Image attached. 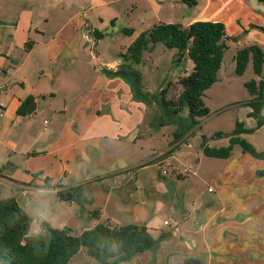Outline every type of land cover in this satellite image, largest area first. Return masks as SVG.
I'll return each instance as SVG.
<instances>
[{
  "label": "crops",
  "instance_id": "obj_1",
  "mask_svg": "<svg viewBox=\"0 0 264 264\" xmlns=\"http://www.w3.org/2000/svg\"><path fill=\"white\" fill-rule=\"evenodd\" d=\"M129 1H132L133 9L144 6L151 11L150 18L142 23L141 30L147 27L143 31L160 22L183 26L197 20L223 22L228 48L229 42L235 38L239 39L237 44L240 48L250 45V36L254 37V33L245 34L246 29L250 26L264 27L263 0ZM116 2L118 0H0L2 138L15 122L25 119L24 129L13 128V131L30 140L28 148L21 152L25 173L16 175L12 169L4 170L0 175L2 196H16L19 205L27 212L33 197L38 194L47 197L54 193L56 202L69 204L68 217L58 228H64L71 234H79L99 222L118 226L146 225L154 236L168 234L155 251L148 249L121 264H151L154 261L155 264H187L193 259L204 264H264V176L256 173L264 168V164L250 161L252 165L248 172L239 162L221 165L210 161L214 179L212 182L203 179L209 184L205 192L188 200L190 192L185 190L181 196L178 195L174 181L172 183L162 174L168 173L162 166L170 159V156L160 158L164 151L158 153L152 148L154 151L151 149L150 156L143 159L142 154L130 147L133 151L129 164L120 165L125 148L130 143L137 145L136 139L143 136L139 132L144 127L147 105L142 94L137 93L135 83L139 81L142 92L151 89L144 91V71L134 65L142 64L143 56L141 62L134 63L124 55L127 46L121 53H114L124 57L108 59L102 66L112 76L101 78L93 67V60L99 59L100 55L96 51L95 36H104L94 27L95 12ZM98 20L106 22L101 16ZM252 39L264 48V40L260 37ZM59 61L57 69L55 64ZM172 66H175L174 70L167 67L170 73L159 82L156 90H161L168 81L188 74L193 62L184 56ZM74 72L80 75H76L80 79L73 86L79 87L77 94L81 93L82 97L79 100H74L73 95L65 91L72 87L65 77ZM95 80L108 83L102 84L104 97L100 99L105 98L106 91L108 98L97 108H93V103L88 100ZM10 82L12 93L8 89ZM57 90L62 96L63 115L69 104L76 102L73 118L59 135L53 122L51 127L41 125L32 129L30 124L40 103L57 100ZM30 96L34 97L35 109L30 114H18L19 106ZM51 114L53 118L58 117L56 109ZM48 123L44 119V124ZM151 127L157 130L156 125ZM51 134L58 135L53 143L48 139ZM182 139L183 136L174 146ZM10 144L16 145L15 142ZM38 144L43 146L34 149ZM201 154L205 155L204 152ZM107 155L111 162L97 171L115 170L90 178V157ZM43 156L46 159L36 167L35 160ZM137 167L139 169L133 171L134 178L131 176L121 185L110 183L107 174L111 171L120 173ZM158 167L161 174L153 175L151 168ZM201 167L202 160L198 159V171L185 166L187 174L179 172L178 176L188 179L189 173L198 174ZM37 171L41 175L34 177ZM67 175H74V182L63 186L61 179ZM247 177L250 181L246 180ZM74 186L80 187V191L74 192L72 200L59 198L58 191H72ZM95 207H101V211L98 213ZM40 230V227L31 228L34 233Z\"/></svg>",
  "mask_w": 264,
  "mask_h": 264
},
{
  "label": "rangeland",
  "instance_id": "obj_2",
  "mask_svg": "<svg viewBox=\"0 0 264 264\" xmlns=\"http://www.w3.org/2000/svg\"><path fill=\"white\" fill-rule=\"evenodd\" d=\"M254 1L262 2V0ZM262 5L264 6L263 3ZM95 15L96 24H94V27L97 30L96 32L103 34L104 36H95V43L97 44L96 51H98L100 55L98 54L99 59L93 60L95 65L93 67H95L96 73L99 74L101 78H105V75L108 77L112 76L106 67H102L105 64V61L108 59L111 60L113 57L118 59L120 56L124 57V55L127 54V52H125L124 55L117 56L114 53H121L124 46H127L128 48L136 40L138 34L147 28L145 27L141 30L143 28L142 23H145L147 19L150 18L151 11L144 6H139L138 8L133 9L132 1L118 0L116 3L105 6L103 10H96ZM98 16H101L106 22H100ZM262 17H264V11ZM149 28H151V26L148 27V29ZM249 32L250 34L254 33V37L250 36V40H252L250 45L257 44L256 41H254L255 39L252 38L257 39L260 37L261 40H264V27L252 28V26H250L246 29L245 34H248ZM238 40L239 39L235 38V40L229 42V48L224 53L222 66L218 71V80L205 91L203 96V101L207 106L209 113L205 116H198V123L192 125L189 109L185 106L179 113V120L157 127L156 130L151 126H155L159 122L157 115L159 114L160 109L156 105H149L146 103V119L144 120L142 132L141 130L139 132V134L143 136L142 138L136 139V141L138 140L137 145L130 143V145L125 148L126 151L124 156H122L123 163L120 165L125 166L126 164H129L130 156H132L131 151H133L131 148L136 149L138 153L142 154L141 157H143V159L148 158L150 156L149 154L152 153L154 149H156L158 153L164 151L160 158L170 156V159L162 166V168L168 170V173L162 174L165 175L166 179H171L172 183L174 181L176 193L178 195L181 196L185 190H188L191 194L187 197L186 200H188L191 197H197L201 195L202 192H205L209 184L204 182L203 179L208 182H212L214 179L212 177L213 171L210 170V161L217 162L221 165L225 163L239 162L238 164L243 165L248 172L250 171V165H252V162L250 161L264 164V161L254 158L248 152H245L239 144L233 146L232 153L228 158H215L201 154L203 153L201 152V148H203V141L205 139L207 144L212 147L229 145L230 137L228 135L235 130L237 121L241 122L246 130L241 136L250 142L257 150H264V101L261 103L258 111L252 115L254 108L249 102L254 100L256 94L251 93L246 86V82L252 80H255L256 83L259 84L260 80L264 79V74L259 75L254 72L251 59L249 60L243 74L240 75L236 73L235 55L237 50L241 49L239 44H237ZM110 54L113 56H110ZM132 61L134 62L133 59ZM177 62L176 49L168 48L163 43H157L156 46H153L152 50H145L143 52L142 64H134L138 69L144 71V91H146V88H150V93L158 92L156 89L159 87V82L170 73L167 67L169 66V69L171 68L170 71H172L175 68V66L172 65H175ZM60 63L61 62L59 61L55 64L57 69L60 67ZM74 74L66 75L65 78H67L68 83L72 87L65 89V91L70 92L73 95V98H75L74 100H79L80 98L82 99L80 95L81 93L77 94L79 87L73 86L75 82H78L80 79H77L76 75L79 77L80 75L75 72ZM172 81L175 82L177 80ZM102 84L107 85L108 83H99L95 80L93 90L89 91L90 95L88 100L93 103V108L101 106L102 102L108 98V92L106 91L105 98L103 100L100 99L104 97ZM56 86L58 87V85ZM11 87L12 83L10 82L8 84L10 93H12L13 89ZM180 91L181 87L178 84H173L170 86L167 96L169 98H175ZM57 92V100L53 99L47 103H40L37 115L34 116L30 124L32 129H38L41 125L51 127V123L53 122L57 127L56 133L59 135L66 123L71 121L76 108V102L70 103L68 106L69 109L66 111V114L63 115L62 110L64 109V106L61 99L62 96L60 95L61 93L59 90H57ZM144 102L146 101L144 100ZM55 109L58 111L57 118H53L51 114ZM44 119H47L49 123L44 124ZM25 121L26 120L23 119L21 122H15L3 138L2 132L4 127L0 128V167L5 165L4 170L11 171L13 169V171L16 172V175L25 173L22 166L23 156L21 152H24L28 148L30 140L27 137H23L22 134L19 135L17 132H14L13 128L23 130V123ZM175 133H182L183 139L179 144L174 146L175 142H177L175 141ZM217 133H222L223 135L217 136ZM58 135L51 134L48 138L49 143L55 142ZM10 142H15L16 145L12 146ZM40 146L43 145H35L34 149H38ZM90 158V167H92L90 178H94L98 175L102 176V174L110 172V170H115L108 169L105 172H102V170L97 171L105 165H109L111 160L108 158V155L97 158L91 156ZM44 159H46L44 156L37 158L35 160V163H37L36 167L40 166ZM198 159L202 160V167L198 174L189 173L188 179L180 178L178 176L179 172L187 174L184 172L185 166L191 167L192 170L197 169L198 171ZM138 169V167L135 169H125L120 173L111 171L107 176L108 179H110L111 184L116 183V185H121L124 181L130 179L133 175V171L136 172ZM262 169L264 168L259 170ZM161 172L162 170L159 167L151 168V173L153 175H160ZM39 173L40 172L38 171L37 173L35 172L34 177H38L37 174ZM43 173L52 178L46 170H43ZM39 175H41V173ZM122 176H125L126 178ZM74 178V175L62 177L60 184L63 186L71 185L74 182ZM246 180L250 181V178L247 177ZM71 190L77 193L78 190L80 191V187L74 186L71 187ZM4 194H6V191H4ZM182 198L183 197H181V199ZM197 199H199V197ZM78 200L79 199L75 197V201L79 203ZM95 208L98 210V213L101 211V207ZM27 212L34 218L31 226L32 229L40 227L37 222L38 217H42L54 227H59L68 217L69 204L60 201L56 202L54 193L47 195V197H42L38 194L37 197H33ZM155 250L152 249V251ZM239 261H241V259ZM155 263L156 262L154 261L151 264ZM69 264L102 263L91 257L87 253L86 247H82L81 251L72 257ZM187 264L190 263L188 262Z\"/></svg>",
  "mask_w": 264,
  "mask_h": 264
},
{
  "label": "trees",
  "instance_id": "obj_3",
  "mask_svg": "<svg viewBox=\"0 0 264 264\" xmlns=\"http://www.w3.org/2000/svg\"><path fill=\"white\" fill-rule=\"evenodd\" d=\"M190 1V0H186ZM194 1V0H193ZM225 25L220 21L197 20L183 26L180 23L154 24L150 29L141 32L127 48V56L139 63L143 52L157 43L176 49L177 61L187 56L193 62V68L177 81H168L158 92H142L139 81L135 83L137 93L142 94L147 104L154 103L159 107L157 127L179 120L183 107L189 109L192 125L198 123V116L209 113L203 101L205 91L218 80L224 53L228 48ZM253 62L256 74H264V48L251 44L239 49L235 55L236 73L243 74L249 60ZM136 73V72H135ZM134 73V74H135ZM178 84L181 91L175 98H169V88ZM249 91L256 94L249 102L255 114L264 101V79L257 84L255 80L246 82ZM33 96L28 97L19 106L17 112L26 115L27 107ZM246 132L241 122H236L235 130L229 134V145L211 147L206 139L203 141V152L207 156L227 158L235 144L241 145L252 157L264 160V150H257L241 135ZM217 133V136H222ZM182 133H175V141ZM5 165L0 167V175ZM264 176V169L257 171ZM73 191H58L61 199L72 200ZM34 219L19 205L16 196L3 197L0 188V264H69L70 260L82 247L87 253L102 264H121L129 261L136 254L148 249H157L168 236L161 233L154 236L146 225H110L99 222L94 227L79 234H71L64 228L52 226L42 217L37 218L41 230L31 231Z\"/></svg>",
  "mask_w": 264,
  "mask_h": 264
},
{
  "label": "water",
  "instance_id": "obj_4",
  "mask_svg": "<svg viewBox=\"0 0 264 264\" xmlns=\"http://www.w3.org/2000/svg\"><path fill=\"white\" fill-rule=\"evenodd\" d=\"M36 107V103L34 101H31L29 104H28V107H27V114H30L32 113V111L35 109ZM191 264H204L203 262L197 260V259H193L191 261Z\"/></svg>",
  "mask_w": 264,
  "mask_h": 264
},
{
  "label": "built area",
  "instance_id": "obj_5",
  "mask_svg": "<svg viewBox=\"0 0 264 264\" xmlns=\"http://www.w3.org/2000/svg\"><path fill=\"white\" fill-rule=\"evenodd\" d=\"M212 190V188H209V191H211Z\"/></svg>",
  "mask_w": 264,
  "mask_h": 264
},
{
  "label": "clouds",
  "instance_id": "obj_6",
  "mask_svg": "<svg viewBox=\"0 0 264 264\" xmlns=\"http://www.w3.org/2000/svg\"><path fill=\"white\" fill-rule=\"evenodd\" d=\"M37 235H39V233H36Z\"/></svg>",
  "mask_w": 264,
  "mask_h": 264
},
{
  "label": "flooded vegetation",
  "instance_id": "obj_7",
  "mask_svg": "<svg viewBox=\"0 0 264 264\" xmlns=\"http://www.w3.org/2000/svg\"><path fill=\"white\" fill-rule=\"evenodd\" d=\"M190 264H191V262H190Z\"/></svg>",
  "mask_w": 264,
  "mask_h": 264
}]
</instances>
